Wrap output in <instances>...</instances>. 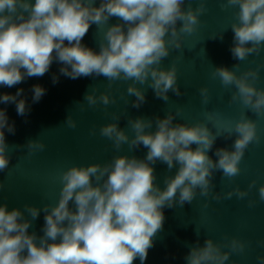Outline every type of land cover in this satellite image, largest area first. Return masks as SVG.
<instances>
[{"label":"clouds","instance_id":"clouds-1","mask_svg":"<svg viewBox=\"0 0 264 264\" xmlns=\"http://www.w3.org/2000/svg\"><path fill=\"white\" fill-rule=\"evenodd\" d=\"M184 3L185 0H101L96 7L94 0H35L34 4L29 0H0V85L11 88L27 77H41L56 60L63 65L60 73L71 79L103 76L109 88L117 80L132 81L127 93L136 97L132 103L135 108L146 100L137 83H147L164 101H168L170 90L180 96L175 65L168 69L160 65L171 49H181V34L194 32L205 11V0L195 9L189 4L186 11ZM227 5L238 9L237 22L231 24L234 37L230 51L234 59L244 61L264 47V0H227ZM111 17L123 23L106 29L99 52L82 44L92 24L99 27ZM178 21L182 22L179 29ZM219 38L223 39L222 33ZM235 68H239L238 63L231 70L216 67L213 75L224 86L236 89L230 101L239 100L256 115H264V89L255 85L259 70L249 69L238 75ZM58 79L54 75L53 83ZM32 91L33 102L46 92L39 84L33 85ZM199 91L207 103L208 88ZM22 93L23 89L15 95L4 93L0 103H15L17 114L26 116L30 106L25 98L18 99ZM85 100L89 106L98 101L105 106L115 103L107 92L99 96L87 93ZM114 119L100 128V134L112 140L117 149L123 144L130 149L142 144L148 149L146 157L118 155L109 163L74 165L65 170L60 176L58 203L43 207L44 235L38 243L36 234L28 233L31 221L24 218L23 212L0 205V264H133L137 258L144 264L153 238L163 228V209L191 203L197 190L202 196L220 200L221 194L213 192L214 172L222 171L229 179L238 176L246 149L254 141L259 142L256 121L243 114L229 133V137L237 135L234 150L218 148V160L213 161L207 153L219 134H213L206 123L173 124L175 115L169 112L163 119L156 118V131L152 132L146 131L152 128V120L138 117L128 121L134 131L130 139L118 127L120 117ZM65 122L70 128L76 127L71 115ZM5 128L14 134V122L9 124L6 110L0 109V171L7 170L10 163ZM193 144L197 146L194 150ZM44 147L39 140L27 142L30 153ZM158 160L166 163L169 170L179 165L174 177L165 178L163 190L155 183L152 167ZM255 185L253 180L249 189ZM258 193L264 201V185H260ZM233 195L243 199L248 191L237 186L226 193V198ZM70 201L75 211L69 208ZM254 204L249 201V206ZM24 208L33 220L41 211L27 204ZM227 247L231 252H243L245 243L233 237ZM231 252L223 251L220 244L208 238L202 247L198 243L193 246L185 259L187 264H225ZM257 259L264 264V256Z\"/></svg>","mask_w":264,"mask_h":264},{"label":"water","instance_id":"water-1","mask_svg":"<svg viewBox=\"0 0 264 264\" xmlns=\"http://www.w3.org/2000/svg\"><path fill=\"white\" fill-rule=\"evenodd\" d=\"M29 2L34 4L35 0ZM100 3L101 0H94V6L99 7ZM200 3L201 0H185L182 7L186 11L189 4L195 9ZM204 7L196 30L181 34V49H171L169 56L161 62L163 69L175 65L177 84L182 93L177 96L170 90L168 101L156 97L147 83H137L136 86L145 92L146 100L139 108H135L132 103L136 97L127 93L128 84L132 81L117 80L109 88V81L103 76L71 79L60 73L63 65L56 60L41 77H27L11 88L0 85V95H15L17 90L23 89L22 97L18 99L25 98L30 106L27 115L20 116L15 103H0V109L6 110L9 124L14 122L15 127L14 134L9 133L7 128L4 130L10 163L7 170L0 171V184L3 185L0 187V205L6 204L9 211L18 208L23 212L24 218L31 221L28 233L36 234L37 243L44 235L43 207L58 203L62 187L60 176L65 170L74 165L109 163L118 155L135 156L138 159L146 157L148 149L142 144L134 149L123 144L117 149L112 140L100 134V128L115 122V116L120 117L118 127L130 139L134 137V131L128 121L138 117L152 120V128L146 129L152 132L156 131V118L163 119L169 112L175 115L173 124L206 123L213 134H219L207 153L216 161L218 157L215 152L218 148L234 150L237 135L233 133L229 137V133L235 122L245 114L256 121L259 142L254 141L246 149L240 162V174L229 179L222 175V171L214 172L213 192L221 194L220 200L212 199L211 195L202 196L197 190L191 203L165 207L163 228L153 238V247L148 250L144 264H187L185 257L190 249L197 243L202 247L208 238L220 244L223 251L231 252L227 243L233 237L243 241L245 249L243 252H231L225 264H259L257 257L264 256V201L259 199L258 193L260 185H264V115H256L239 100L230 101L236 89L234 86H224L213 73L216 67L231 70L237 63L239 68L233 70L238 75L249 69H258L259 79L255 85L264 89V47L259 54H250L244 61L234 59L230 51L234 37L231 24L237 22L235 12L238 9L228 6L227 0H205ZM117 23L123 21L111 17L107 24L99 27L92 24L82 44L99 52L104 32ZM181 26L182 22L178 21L177 29ZM221 33L223 39L219 38ZM212 36L217 38L212 39ZM54 75L59 78L57 83H53ZM37 84L43 86L46 92L38 102H33L32 88ZM202 87L209 90L207 103L203 102L199 91ZM90 92L96 96L107 92L115 99V103L105 106L98 101L95 106H89L85 95ZM69 115L76 121L75 128L68 127L65 122ZM29 140L43 142L44 149L30 153L27 148ZM196 147L195 144L191 145L193 150ZM152 167L155 183L163 190L166 187L165 178L174 177L179 165L169 170L166 163L158 160ZM253 180L256 185L249 189ZM237 186L247 190L248 195L243 199L235 195L226 198V193ZM249 201H255L254 206H249ZM26 204L41 209L35 220L25 211ZM69 208L75 211L71 201ZM133 264H141V261L137 258Z\"/></svg>","mask_w":264,"mask_h":264}]
</instances>
